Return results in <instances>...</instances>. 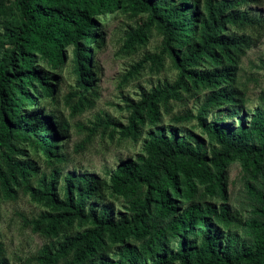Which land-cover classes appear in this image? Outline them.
<instances>
[{"label": "trees", "instance_id": "trees-1", "mask_svg": "<svg viewBox=\"0 0 264 264\" xmlns=\"http://www.w3.org/2000/svg\"><path fill=\"white\" fill-rule=\"evenodd\" d=\"M252 1L14 0L19 20L16 27H7L13 45L0 59V201L17 199L22 192L45 207L29 224L34 232L61 240L39 249L42 263L264 264V112L247 111L244 92L236 86L241 59L256 43L252 31L264 30V16L243 9ZM120 7L146 13L144 24L128 33L126 46L145 43L153 27L163 37L153 63L161 64L167 55L178 71L173 81L142 89L138 100L127 99L130 115L120 134L137 141L147 122L160 121L161 104L208 89L196 114L175 119L195 118L215 144L208 148L197 136L161 127L150 132L137 159L105 169L109 179L69 172L59 190L58 165L65 159L61 142L69 136V125L45 114L37 102L35 84L51 96L55 86L36 61L57 68L65 48L72 46L73 93L79 96L74 106H91L88 94L97 79L93 49L104 42L97 18ZM3 44L0 39V51ZM34 103L36 111L27 113L25 107ZM226 104L231 115L239 116L237 125L222 117L207 121L209 111ZM25 145L53 166L50 176L33 179L39 167ZM234 162L248 175L247 218L232 210L228 198L227 170ZM107 190L127 201L130 214L115 217L109 206L100 205ZM215 196H220L219 204L202 200ZM76 225L87 226L75 231ZM130 237L144 241L126 244L116 260L95 261L107 239ZM4 252L0 241V264H8Z\"/></svg>", "mask_w": 264, "mask_h": 264}, {"label": "rangeland", "instance_id": "rangeland-1", "mask_svg": "<svg viewBox=\"0 0 264 264\" xmlns=\"http://www.w3.org/2000/svg\"><path fill=\"white\" fill-rule=\"evenodd\" d=\"M243 9H248L253 15L264 16V0H253ZM145 19L146 13H134L122 7L97 18L98 28L104 32V42L93 49V72L97 79L88 94L93 104L81 110L74 106L79 96L73 93L77 89L73 71V47L65 48L64 62L57 68L37 59L38 69L48 72L55 86V94L51 96L44 94L41 86L35 84L32 89L38 94L37 102L43 103L45 114H51L57 121L63 120L69 125V136L61 142L65 159L58 165L59 190H62L65 176L69 172H89L109 179L105 169L112 171L126 158L137 159L143 154V146L150 132L161 127L176 129L181 135L197 136L208 148L214 146V141L199 127L195 118L182 121L175 119L177 115L196 114L210 93L208 89L197 91L193 95L185 93L181 99H172L166 104H161L160 121L155 125L147 122L137 141L120 134L130 115L127 99L138 100L142 89L149 91L166 80L173 81L178 73L167 55L163 57L161 64L153 63V53L159 52L163 38L153 27L147 30L148 39L145 43L136 44L134 47L126 46L128 33L143 25ZM18 20L14 0H0V39L4 41L0 59L9 53L13 45L5 35L7 27H16ZM229 29L242 32L234 27ZM252 33L256 43L252 44L242 57L236 81V86L244 92L245 109L251 113L256 108H261L264 112V30L259 32L256 29ZM37 107L38 104L34 103L26 106L25 110L31 114ZM206 117L207 121L222 117L227 122L234 121L236 125L239 123V116L231 115L229 104L209 111ZM24 147L28 156L37 161L39 167V172L33 179H40L44 173L50 176L53 166L46 163L43 154L34 152L26 145ZM227 175L231 208L247 218L250 216L245 188L248 175L243 172L239 162L229 165ZM204 199L216 204L221 202L220 196L202 200ZM100 205L109 206L115 217L130 214L127 201L116 197L110 190H107ZM43 210V205L31 200L28 194L22 192L17 199L0 201V241L4 245V257L8 264H44L37 258L39 249L51 240H61L60 237L46 238L32 230L29 219L38 216ZM86 226L76 225L75 231H82ZM143 241V238L136 237L116 242L107 239L108 246L96 254L94 259L102 263L116 260L126 244L141 246ZM176 243L177 240H174V246ZM63 263L64 260H60L57 264Z\"/></svg>", "mask_w": 264, "mask_h": 264}]
</instances>
